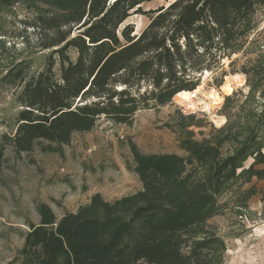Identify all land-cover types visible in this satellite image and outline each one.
I'll return each mask as SVG.
<instances>
[{"label":"trees","instance_id":"16d2710c","mask_svg":"<svg viewBox=\"0 0 264 264\" xmlns=\"http://www.w3.org/2000/svg\"><path fill=\"white\" fill-rule=\"evenodd\" d=\"M146 1L0 0V17L19 2L34 7L27 26L37 46L50 50L16 96L15 130L4 136L15 151L31 150L36 140L66 143L101 117L126 124L141 109L191 93L203 71L222 70L224 59L237 61L233 55L243 60L235 71L246 76L248 93L237 106L245 116L221 127L218 140L184 141L187 158L140 154L132 143L142 190L114 202L94 194L59 219L38 204L39 222L28 223L14 264H222L225 242L205 225L218 213L216 196L253 173L252 166L239 174L236 168L264 145V101L259 109L246 105L264 95V0H168L143 10ZM37 2L48 5L46 12ZM132 13L149 18L137 35L123 24ZM22 78L20 68H10L2 81ZM231 99L222 104L226 112ZM224 143L232 154L221 158ZM3 160L1 146L0 166ZM188 163L207 164L208 174L194 180Z\"/></svg>","mask_w":264,"mask_h":264},{"label":"rangeland","instance_id":"374dc122","mask_svg":"<svg viewBox=\"0 0 264 264\" xmlns=\"http://www.w3.org/2000/svg\"><path fill=\"white\" fill-rule=\"evenodd\" d=\"M167 3L168 0H151L143 2L141 8L150 10ZM38 4L40 11L46 12L48 5ZM13 6L0 17V147L3 146L4 158L0 166V264H14L28 223L39 222L38 204L48 205L59 219L65 213H75L94 194L106 202H114L142 190L133 169L132 143L140 154H176L187 158L189 152L183 148V142L218 140L221 127L245 116L246 111L238 110L237 106L248 93L246 76L235 71L243 60L233 55L237 61L229 64L230 60L224 59L222 70L203 71L196 92L172 98L156 108L141 109L126 124L101 117L91 130L73 132L66 143L36 140L31 150L18 154L4 138L15 130V117L20 109L16 96L24 83L45 67L50 50L37 46L36 36L27 26L36 9H28L21 2ZM148 21L145 15L132 13L123 24L133 25V34H138ZM261 27L264 29V17L259 30ZM10 68L15 72L20 68L23 73L18 84L2 81ZM233 75H239L242 83L233 81L226 88ZM210 89L217 91L221 99L205 110L201 102H209L206 95ZM226 96H232L229 112L222 108ZM263 99L264 95L256 93L253 102L246 105L259 109ZM227 115L231 121H227ZM219 151L221 158L232 154L228 143L221 145ZM260 151V155H249L236 168L239 174L252 166L253 173L246 172L231 180L216 196L218 213L206 221L205 231L211 230L225 242L222 264H263L261 245L250 244L252 238L248 237L253 228L260 227L264 217V145ZM185 167L194 180L208 174L207 164L188 163ZM189 246L183 245L182 251L187 253Z\"/></svg>","mask_w":264,"mask_h":264},{"label":"bare ground","instance_id":"6f19581e","mask_svg":"<svg viewBox=\"0 0 264 264\" xmlns=\"http://www.w3.org/2000/svg\"><path fill=\"white\" fill-rule=\"evenodd\" d=\"M233 81L236 82L238 85H240L242 83V80L240 79L239 75H233L231 77V79L228 80L226 88H230L231 82H233ZM192 92H196V89L193 90ZM206 96H207V99L209 100V102L203 101V100L201 102L202 106L204 107L205 110H209L211 107L210 106L211 104H216L217 101H219L221 99L218 92L213 90V89H210ZM219 122H220V119L219 120L217 119L216 123H219Z\"/></svg>","mask_w":264,"mask_h":264},{"label":"crops","instance_id":"0c3cea01","mask_svg":"<svg viewBox=\"0 0 264 264\" xmlns=\"http://www.w3.org/2000/svg\"><path fill=\"white\" fill-rule=\"evenodd\" d=\"M260 227L253 228L249 233L248 237L252 238L250 241V244L252 245H261L262 247V254H263V264H264V217L261 220ZM256 237V238H255ZM259 239V240H258Z\"/></svg>","mask_w":264,"mask_h":264},{"label":"water","instance_id":"95a60500","mask_svg":"<svg viewBox=\"0 0 264 264\" xmlns=\"http://www.w3.org/2000/svg\"><path fill=\"white\" fill-rule=\"evenodd\" d=\"M133 35H137V33H134Z\"/></svg>","mask_w":264,"mask_h":264}]
</instances>
